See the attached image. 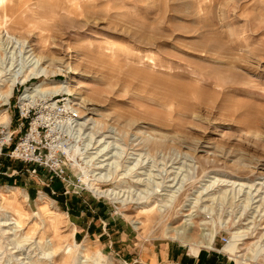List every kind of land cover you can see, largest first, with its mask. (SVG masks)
Instances as JSON below:
<instances>
[{"label": "rangeland", "instance_id": "374dc122", "mask_svg": "<svg viewBox=\"0 0 264 264\" xmlns=\"http://www.w3.org/2000/svg\"><path fill=\"white\" fill-rule=\"evenodd\" d=\"M7 31L0 88L16 74L28 82L0 101L14 131L3 153L30 128L24 93L42 85L52 94L29 101L51 125L38 146L69 177L0 155V264H156L148 255L168 247L161 264L198 250L197 264L204 253L210 264H264V0H0ZM70 109L89 129L53 128ZM101 171L109 177L94 181ZM14 200L21 228L5 225Z\"/></svg>", "mask_w": 264, "mask_h": 264}, {"label": "built area", "instance_id": "2783aa9c", "mask_svg": "<svg viewBox=\"0 0 264 264\" xmlns=\"http://www.w3.org/2000/svg\"><path fill=\"white\" fill-rule=\"evenodd\" d=\"M20 110L22 113V123L30 120V128L25 134L21 135L19 142L14 146V148L10 149L8 153H3L5 146L12 143L14 131H12L11 124L8 129L2 127L0 130V148H2L0 155H6L12 160L20 161L24 165L28 166V170L33 174H38V171L46 170L51 178H58L63 181L65 185L69 176L64 160L57 154H52L51 152L50 154L46 153V149L50 150L48 147L46 149H42L38 146V144H42L44 141V129L51 126L46 121L47 118L41 115L36 118L37 120H34L32 118V106L28 104L20 106ZM67 116V119L65 118L64 120L57 119L55 124L56 126H53V128L58 127L65 132L75 133L79 128L77 122L81 116L80 112L76 109H70L67 110ZM53 128L49 130L52 133L54 132L52 130ZM7 135L9 136L8 139L5 138ZM48 135L49 133H45V136ZM222 242L227 244L229 242V238L223 237Z\"/></svg>", "mask_w": 264, "mask_h": 264}, {"label": "bare ground", "instance_id": "6f19581e", "mask_svg": "<svg viewBox=\"0 0 264 264\" xmlns=\"http://www.w3.org/2000/svg\"><path fill=\"white\" fill-rule=\"evenodd\" d=\"M4 32H1L0 33V44H4V43H6V42H8V44L10 43V41L12 42V43H15L14 41H13V39L10 37V34H9V32L7 31V33L6 34H3ZM6 35H8V37L5 39V36ZM6 41V42H5ZM16 43H17V41H16ZM38 62H39V59L37 60V62H34L33 63V65L34 64H36L37 63V65H38ZM14 70V69H13ZM25 75H22L21 77H19V78H23ZM0 78H2L1 77V71H0ZM17 78H18V76H17V74L14 76V78L13 79H11L9 82H8V88H7V90L6 91H3L1 88H0V101H2V100H4L5 101V103L6 104H9V101H10V99L11 98H13L14 97V93H15V90H16V87L18 86V84H19V82H22V83H25L26 81L28 82V80H22V79H19L18 78V80H17ZM27 79V78H26ZM3 86H5L4 84H0V87H3ZM58 91H61V92H66V93H70V89L67 87V86H65V85H63V84H61L60 85V87H59V90ZM52 94V92L49 90V89H46V88H44L42 85H38V86H36L35 87V89H31V88H29L25 93H24V100H25V104H28V105H30L29 104V101L30 102H34V99L35 100H38V98H44V97H47L48 95H51ZM6 112H3V115L5 116L6 114H5ZM81 118H82V116H80V119H79V121L77 122V124L79 125V128H78V131H80V132H82L81 130H83V129H89V127H87L89 124H88V122L86 121V120H84V121H81ZM10 121H11V117L10 118H8V120L6 119V121H4V123H2V124H0V125H2L5 129L7 128H9V126H10ZM81 129V130H80ZM100 136H98V138H99ZM112 136H111V133H110V135H105L104 137H102L101 139H98V143H100L101 142V144H100V147L101 146H103V144H105L106 143V141H104V142H102V140H104V139H108V138H111ZM6 139H8L9 138V136L7 135L6 137H5ZM105 146V145H104ZM111 151H113V148L110 150V151H107L106 153H104L103 155H108L109 154V152H111ZM100 153H102V149H98V151L96 152V155H99ZM135 155V154H134ZM141 158V157H140ZM134 160H136L137 158H133ZM107 160H109V158H105V156H103V158L99 161V164H101V165H98V168L99 169H102V170H105V168L106 167H109L110 166V163H108L107 165H105L104 163H105V161H107ZM138 161V160H137ZM132 163V166H129L130 167V169H134V162H131ZM137 165H138V163H137ZM136 165V166H137ZM139 166V165H138ZM141 173V172H140ZM100 176H99V175ZM98 174H95V175H98L99 177L97 178V179H94V181L95 180H97L98 181V179L100 178V179H102L101 178V176L103 175L102 174V171L101 172H99ZM109 174H112L111 172L109 173H107V175H109ZM105 175V178H108V177H106V174H104ZM104 175L102 176V177H104ZM111 176V175H110ZM112 179V178H111ZM111 179H109V180H111ZM108 180V179H107ZM90 181H92V180H90ZM104 181V180H103ZM144 180L143 179H140V178H137V179H134V182L135 183H138V184H140L141 182H143ZM89 185L91 186V188L95 191V192H97V194H100V195H107V196H110V197H112V198H115V199H117V200H120V199H122V202L124 201V202H126V203H129L130 202V197L128 196L127 197V199H123V195H122V197H121V192L120 191H118V190H115V189H112V190H102V189H100V188H96L95 186H94V184L92 183V182H89ZM239 185H242V184H239ZM244 185V184H243ZM242 185V186H243ZM119 189V188H118ZM130 189V188H129ZM130 190H133L132 188L130 189ZM122 191V190H121ZM124 192H126V191H124ZM132 195V194H131ZM23 197L27 200L28 199V194L27 193H24V195H23ZM41 197V196H40ZM43 198V197H42ZM41 198V199H42ZM133 199V198H132ZM131 201H133V200H131ZM10 207L12 208V210H13V212L17 215V218H14V222H12V223H6L5 225H8V227L10 226V225H14V227H19V228H21L23 225V222H24V213H23V211L20 209V207H19V204H18V202H17V200H14V201H12L10 204ZM162 205V204H161ZM166 205H168V204H166ZM158 206V205H157ZM165 206V204L163 205V206H160V209L162 208V207H164ZM0 208H3V205H0ZM6 214V213H5ZM59 214H61V213H59ZM57 216V215H56ZM59 216V215H58ZM57 216V217H58ZM188 216V215H187ZM2 219V218H1ZM6 219V218H5ZM4 219V220H5ZM59 219V218H58ZM1 221V220H0ZM9 221V220H8ZM2 222V221H1ZM138 222V221H137ZM139 224V223H138ZM4 225V224H3ZM4 225V226H5ZM7 227V226H6ZM4 231H8V229H6V230H4ZM9 232H10V230H9ZM17 232V231H16ZM181 232L180 231H178L177 230V235L178 234H180ZM242 233V232H241ZM236 234H240V232H238V233H236ZM13 235V234H12ZM11 235V236H12ZM14 236V235H13ZM18 242V241H17ZM20 242V241H19ZM15 244V243H14ZM16 245H17V243H16ZM46 251V250H45ZM48 254H50L51 253V251H50V253L49 252H47ZM46 253V254H47ZM45 255V254H44ZM52 257V256H51ZM43 259V258H42ZM49 259V258H48Z\"/></svg>", "mask_w": 264, "mask_h": 264}, {"label": "crops", "instance_id": "0c3cea01", "mask_svg": "<svg viewBox=\"0 0 264 264\" xmlns=\"http://www.w3.org/2000/svg\"><path fill=\"white\" fill-rule=\"evenodd\" d=\"M173 250H174L173 248L168 247L167 250H163V251H160V252H155V254H153V255H148V259H149L150 262L156 263V264H158V263L161 264V262L165 263L166 260H169L168 262H170L171 261L170 260L171 255L175 254ZM199 252H200V250L195 251V254H198L197 255L198 259L197 260H192V259H189V258L188 259H184V264H197L198 261H199V256H200ZM208 256L209 255H206V253H204V255H203L204 262H202V264L203 263L210 264V261L206 260V257H208ZM173 264H175V263H173Z\"/></svg>", "mask_w": 264, "mask_h": 264}]
</instances>
